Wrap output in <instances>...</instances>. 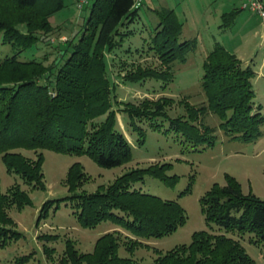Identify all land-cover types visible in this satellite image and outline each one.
<instances>
[{
    "label": "trees",
    "instance_id": "trees-1",
    "mask_svg": "<svg viewBox=\"0 0 264 264\" xmlns=\"http://www.w3.org/2000/svg\"><path fill=\"white\" fill-rule=\"evenodd\" d=\"M9 1L20 10L35 11L38 22L34 29L26 23V31L22 33L16 29L21 20L0 18L2 42L13 51L11 56L0 60V159L6 172L17 176L26 186L22 189L14 183L4 193L0 191V248L22 237L15 229L10 211L31 206L32 190H45L43 151L87 156L104 169L130 161V145L116 129L119 113L126 115L129 127L140 137L144 133L138 123L162 120L169 130L180 133L185 142L211 146L214 130L198 126L199 116L208 110L220 117V128L232 138L249 141L260 135L264 116L254 102L252 79L256 74L250 64H243L220 43L214 42L203 63L202 87L208 106L195 109L186 105L190 112L188 120L169 118L163 98L135 105L119 102L112 95L107 56L112 57L111 69L116 60L121 59V65H125V58L131 57L130 49L122 48L124 39L133 35L130 26L140 20L135 0H92L86 7L87 16L77 38L53 46L56 56L48 65L21 60L20 56L33 51L37 44H49L47 38L52 29L48 18L63 8V0ZM240 11L233 9L223 14L221 27L231 28ZM153 12L158 24L148 49L166 70L175 60H184L195 41L178 43L183 25L173 10ZM167 73L136 66L124 78L160 79ZM162 121L150 126L157 130L163 126ZM20 150L32 153L34 158L26 157ZM171 170L169 163L133 168L109 185L86 192L82 186L90 177L80 163H73L63 181L67 195L45 201L37 223L61 205L69 207L84 228L110 223L127 231L133 239L127 238L121 245L117 233H106L96 240L91 254H78L73 244L66 241V262L141 264L120 257V247L130 254L140 247L150 249L141 242L170 236L187 220L177 201L161 200L142 189L146 178L168 188L175 187L178 177L170 175ZM224 182L222 186L214 184L200 199L207 229L194 232L189 244L175 246L165 253L154 250L156 257L151 264H256L244 249L245 239L262 248L264 257V200L251 191L243 193L241 185L229 175H225ZM28 258L20 259L19 263L27 262Z\"/></svg>",
    "mask_w": 264,
    "mask_h": 264
},
{
    "label": "rangeland",
    "instance_id": "rangeland-1",
    "mask_svg": "<svg viewBox=\"0 0 264 264\" xmlns=\"http://www.w3.org/2000/svg\"><path fill=\"white\" fill-rule=\"evenodd\" d=\"M80 1L82 0H63V8L48 18L52 29L47 38L49 44H37L33 51L21 54L20 59L41 61L48 65L56 56L53 46H62L69 40H75L87 16L86 7L92 0H85L88 4L82 9L77 8ZM242 1L142 0L138 13L140 20L130 26L133 35L123 41L122 49H130L128 56L131 57L125 58V65H121V59L116 60L111 69L112 57L107 56L112 95L119 102L135 105L145 100L155 102L163 98L166 100L165 112L169 118L183 117L188 120L190 112L186 105L195 109L208 106L202 87L203 63L214 42H218L243 64L251 65L256 74L252 79L254 102L261 107L260 112L264 116V47L260 20L254 13L242 10L231 28L221 27V15L234 8L241 10ZM161 9L173 10L178 21L182 23L178 43L185 40L195 41L185 59L175 60L166 70L151 54L153 51L148 49V43L151 42L154 28L158 24L153 10ZM6 17L12 22L21 20L22 23L17 24L16 29L22 33L26 31V23L34 29V24L38 22L35 11L20 10L9 0H0V18ZM12 54L11 47L3 44L0 32V60ZM45 56L47 59L44 60ZM136 66L168 73L160 79L125 80L126 73L134 72ZM161 121L138 123L144 133L140 137L129 127L126 115L117 114L116 129L127 139L131 156L128 163L116 168H101L87 156L43 151L45 190H32L29 192L31 206L21 211H10L15 229L22 237L0 248V264H70L64 257L66 241L73 244L78 254H91L96 240L106 233H117L121 245L127 238L133 239L127 231L110 223H102L91 229L84 228L71 214L70 208L64 205L56 212L50 211L46 219L37 223L39 211L45 201L67 195L63 181L73 163H80L84 173L90 177L82 186V190L86 192H94L100 186L109 185L115 178L133 168H145L158 163L172 165L169 174L178 177L175 187L168 188L157 180L146 178L142 189L161 200L177 201L187 220L170 236L141 242L150 249L140 247L130 254L123 246L120 247V257L131 258L141 264L152 263L156 257L154 250L165 253L175 246L189 244L194 232L207 229L200 199L214 184L224 185L225 175L235 178L243 193L251 191L264 200V123L260 126L258 137L243 141L225 134L220 128V117L208 110L198 120V126L203 125L214 130L213 144L208 146L185 142L181 134L169 130L164 121L163 126L157 130L150 126L156 122L161 124ZM20 152L28 158H34L30 152ZM14 183L19 184L22 189L26 188L17 176L6 172L0 159V191L4 193ZM183 191L184 194L180 195ZM242 244L256 264H264L262 248L249 243L247 239ZM28 256L27 262L19 263L20 259Z\"/></svg>",
    "mask_w": 264,
    "mask_h": 264
},
{
    "label": "built area",
    "instance_id": "built-area-1",
    "mask_svg": "<svg viewBox=\"0 0 264 264\" xmlns=\"http://www.w3.org/2000/svg\"><path fill=\"white\" fill-rule=\"evenodd\" d=\"M142 0H135L134 8H139L141 6ZM88 2L82 0L78 3L77 8L82 9L87 6ZM241 10H247L254 13L260 20V24L263 29L262 34V46L264 47V3L262 0H243L241 3Z\"/></svg>",
    "mask_w": 264,
    "mask_h": 264
},
{
    "label": "crops",
    "instance_id": "crops-1",
    "mask_svg": "<svg viewBox=\"0 0 264 264\" xmlns=\"http://www.w3.org/2000/svg\"><path fill=\"white\" fill-rule=\"evenodd\" d=\"M241 1H242V0H241ZM234 9H236V8H234ZM232 10H233V9H232ZM226 13H229V12H226ZM223 14H225V13H223ZM223 14H222V15H223ZM222 15H221V16H222Z\"/></svg>",
    "mask_w": 264,
    "mask_h": 264
}]
</instances>
